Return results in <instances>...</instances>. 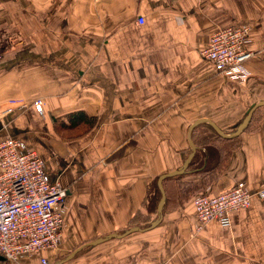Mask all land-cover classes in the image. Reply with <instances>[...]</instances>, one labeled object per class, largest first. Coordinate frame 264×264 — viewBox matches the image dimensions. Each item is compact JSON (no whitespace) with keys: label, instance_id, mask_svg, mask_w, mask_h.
<instances>
[{"label":"crops","instance_id":"obj_1","mask_svg":"<svg viewBox=\"0 0 264 264\" xmlns=\"http://www.w3.org/2000/svg\"><path fill=\"white\" fill-rule=\"evenodd\" d=\"M232 25L249 26L255 53L243 81L218 75L200 52ZM0 56V109L12 108L0 139L38 152L72 198L48 264H264V199L196 232L192 205L238 181L264 187V105L234 141L196 122L230 133L264 100V0H0ZM78 112L96 117L92 128L69 125ZM191 154L184 172L166 175Z\"/></svg>","mask_w":264,"mask_h":264},{"label":"built area","instance_id":"obj_2","mask_svg":"<svg viewBox=\"0 0 264 264\" xmlns=\"http://www.w3.org/2000/svg\"><path fill=\"white\" fill-rule=\"evenodd\" d=\"M141 22L137 19V23ZM249 29L248 25L219 27L210 33L200 51L218 75L230 82L243 81L249 75L245 63L255 54L245 47ZM10 101L19 107L25 105ZM34 108L42 111V100L37 99ZM11 110L10 106L0 109L2 126ZM253 196L264 199V187L251 192L244 181L220 194L196 195L192 201L195 232L211 220L229 225L230 214L247 208ZM71 200L68 187L59 180H50L38 152L10 135L0 139V255L7 264H24L27 260L31 263L36 257L39 264H48L45 252H55L59 247L63 210Z\"/></svg>","mask_w":264,"mask_h":264},{"label":"water","instance_id":"obj_3","mask_svg":"<svg viewBox=\"0 0 264 264\" xmlns=\"http://www.w3.org/2000/svg\"><path fill=\"white\" fill-rule=\"evenodd\" d=\"M264 105V100L261 101V102H257L255 104H253L251 106V108L248 110L247 114L245 115V117L240 121V123L235 127V130L230 132V133H225L223 132L214 122H212L210 119H199L198 121L196 122H205V123H209L211 124L212 128L216 131V133L219 135V136H223V137H226V138H235L236 135L240 134L242 131H244L246 129V127L249 125V120L251 119V116L254 112V110L259 107V106H263ZM195 148L194 144H192V149ZM193 154H191L184 162L183 164L180 166L179 169L171 172V173H166V175H176V174H180L182 172L185 171V169L187 168V164L189 163V161L191 160ZM166 175H160L157 179L158 181V188H159V191H160V195H161V199L159 200L158 202V205H157V210L159 212V214L162 213V206L164 204V201H165V198H166V195H164V189H163V179L166 177ZM161 216V215H160ZM139 230V228L137 227H131V228H128L125 230L124 233L122 234H116V233H111V235H108L106 237H101V238H98L97 240L93 241V243H97V242H100V241H103L107 238H110L111 236H117V237H122V236H125V234H128L130 232H133V231H137ZM0 261H5V258L0 255Z\"/></svg>","mask_w":264,"mask_h":264},{"label":"trees","instance_id":"obj_4","mask_svg":"<svg viewBox=\"0 0 264 264\" xmlns=\"http://www.w3.org/2000/svg\"><path fill=\"white\" fill-rule=\"evenodd\" d=\"M69 120H70V126L71 127H77V128H79L78 127V125H79V123L80 122H82V124H84L85 123V125H86V128L85 129H89V128H92L93 127V125L95 124V122H96V117H93V118H83V116H82V113H80V112H78V113H74V114H71L70 115V117H69ZM236 127V126H235ZM235 127H234V129H235ZM217 137H219V138H221L220 136H218L217 135ZM221 139H223V140H227V141H234L233 139H228V138H225V137H222ZM236 140V139H235ZM207 162H208V160H207ZM193 164V162H191L190 163V165H192ZM207 165V164H206ZM208 166V165H207ZM206 168V167H205ZM213 178H215V176L213 175L211 178H209V181L210 180H212ZM209 181H204V182H200V183H192V182H188V184L186 185V186H184L183 187V191H184V196L185 197H187L188 196V194H187V192H188V190H190V191H192L193 189H199V188H205L206 186H208L209 185ZM200 184V185H199ZM155 187V194H156V201H157V198H159L160 197V195H159V191H158V189H157V186L155 185L154 186ZM195 189V190H196Z\"/></svg>","mask_w":264,"mask_h":264},{"label":"rangeland","instance_id":"obj_5","mask_svg":"<svg viewBox=\"0 0 264 264\" xmlns=\"http://www.w3.org/2000/svg\"><path fill=\"white\" fill-rule=\"evenodd\" d=\"M13 101H18V102H20L21 103V101L20 100H15V99H13ZM17 104V103H16ZM18 106V105H17ZM86 128V125H83V126H81V128H79L80 130H84ZM79 129L78 130H76V131H79ZM233 130H234V128H233ZM75 132V131H74ZM199 194H201V193H199ZM198 195V194H197ZM196 196V195H195ZM72 199V198H71ZM61 244V243H60ZM60 246V245H59ZM59 249V247L55 250V251H57ZM52 253H55V252H52ZM38 258V257H37ZM36 260V259H35ZM34 260V261H35ZM38 261H39V258H38ZM36 262H37V260H36ZM35 262V263H36ZM0 264H2L1 263V261H0ZM31 264H34V262H33V260H32V262H31Z\"/></svg>","mask_w":264,"mask_h":264}]
</instances>
